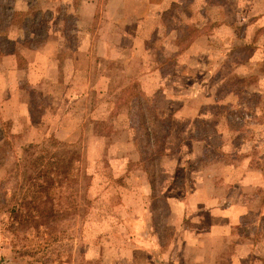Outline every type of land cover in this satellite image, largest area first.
<instances>
[{"label":"rangeland","instance_id":"1","mask_svg":"<svg viewBox=\"0 0 264 264\" xmlns=\"http://www.w3.org/2000/svg\"><path fill=\"white\" fill-rule=\"evenodd\" d=\"M94 1L77 55L74 17ZM18 2L0 0V54L21 55L17 68L0 63V264H264V0ZM51 37L64 48L48 86L32 87L30 50ZM29 144L51 158L47 207L59 215L12 232L7 209L32 185L19 164Z\"/></svg>","mask_w":264,"mask_h":264},{"label":"trees","instance_id":"2","mask_svg":"<svg viewBox=\"0 0 264 264\" xmlns=\"http://www.w3.org/2000/svg\"><path fill=\"white\" fill-rule=\"evenodd\" d=\"M6 10V6L3 8L0 7L1 15ZM1 18V17H0ZM26 21V19H23ZM140 102L136 106H138V112H140V116L138 118V124L140 125V129L144 132L145 143L147 147L151 149H155L158 145V140L155 136V131L153 130V126L151 125V118L147 120L146 116L144 115L143 111H141ZM147 121H146V120ZM8 141H0V167L4 160V155L2 154V150L4 149L5 145H8ZM37 145L29 144L26 147H23V154L19 161L20 167L23 168L21 175L25 181L31 182L30 185V192L27 195H24L20 200V203L17 205H11L7 210L11 215L12 218V232H17L18 227H15V224L18 222V226H23L24 222L26 221L29 223L30 226H34L38 223L43 222L45 225L51 222H57V218L59 212H55L54 210L47 207L48 198L50 193V174L52 173V165H51V158L47 156H39L33 155L31 153L32 150H35ZM150 161L158 160V156L151 155ZM62 163L64 162L61 161ZM64 166V165H62ZM157 167L150 166L147 170L148 178H149V185L152 191V200L155 199V175L160 176V172L155 169ZM156 170V173H155ZM32 187V188H31ZM26 206L28 209V213H22L21 206ZM152 209L154 213H156V205L152 204ZM14 221V222H13ZM16 222V223H15ZM41 224V223H40ZM39 225V224H38ZM37 227V226H36ZM49 241H45L43 245H39L42 249L43 247H48ZM37 264V260L35 263Z\"/></svg>","mask_w":264,"mask_h":264},{"label":"crops","instance_id":"3","mask_svg":"<svg viewBox=\"0 0 264 264\" xmlns=\"http://www.w3.org/2000/svg\"><path fill=\"white\" fill-rule=\"evenodd\" d=\"M32 1L34 0H19L18 5H22V12H26V10H28L29 8H31L32 5ZM96 2H90L88 5V14H85L84 9L85 7L82 6L79 8H77V14L74 17V19L76 18V22H77V26L79 28V30L76 32L75 35V39L73 41L72 45L78 52L77 55H79V53L83 52V51H88L90 48V44H91V40L90 37L86 35V31L84 30V28L87 25H84L82 22L85 21V19H83L84 17L90 18V21L92 22L93 18H94V12H95V4ZM30 13V11H27ZM27 16H30V14H26ZM9 34L6 37V39L8 40L9 44H16L19 43L22 38L24 37V35L21 33V27L19 28V26L17 25H13L9 30H8ZM3 33L2 30H0V34ZM65 43L63 40L61 39H57L55 37H51L48 40L44 41L43 43L39 44L38 46H35V48H31L30 51H32V58L29 60V65L31 66V68L29 69V73L30 75H35L36 79L30 80L29 82L32 83V87H38V85L40 84V86H44L47 87L49 83H46L44 81V79H42V77L44 76V73L46 71V69H48V66L50 65L51 62H55L56 57H57V52L58 50H61V47L64 48ZM6 45H2L0 46V49L2 52V48H4ZM2 47V48H1ZM21 55L14 52H4L2 54H0V63L1 64H7L11 61L14 62V66L13 68H17V61L19 59ZM63 60H62V68L64 70V73H66L69 70L70 67V60H71V64H73V72L75 71V76H78L80 72H78V68L76 67V64L78 63V59H76L75 56L70 57L69 55H64L62 56ZM233 207L229 208L227 210L228 215L230 214L229 210H232ZM228 222H231L230 224H234V222L236 223L237 220L235 218H229L227 220Z\"/></svg>","mask_w":264,"mask_h":264}]
</instances>
